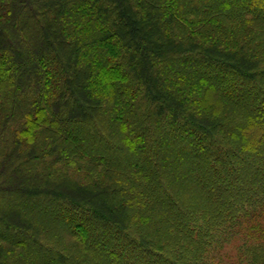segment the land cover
Segmentation results:
<instances>
[{
  "label": "trees",
  "instance_id": "1",
  "mask_svg": "<svg viewBox=\"0 0 264 264\" xmlns=\"http://www.w3.org/2000/svg\"><path fill=\"white\" fill-rule=\"evenodd\" d=\"M235 243L264 264V0H0V264Z\"/></svg>",
  "mask_w": 264,
  "mask_h": 264
},
{
  "label": "rangeland",
  "instance_id": "2",
  "mask_svg": "<svg viewBox=\"0 0 264 264\" xmlns=\"http://www.w3.org/2000/svg\"><path fill=\"white\" fill-rule=\"evenodd\" d=\"M237 243L235 244H231L230 246H228V248H226L225 250V256L228 255L227 257V263L224 264H244L245 261H239L240 257V253L236 247Z\"/></svg>",
  "mask_w": 264,
  "mask_h": 264
}]
</instances>
